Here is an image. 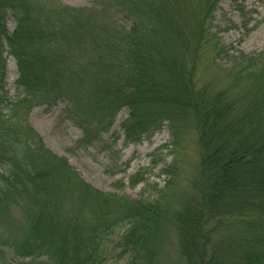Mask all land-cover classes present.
Wrapping results in <instances>:
<instances>
[{
    "label": "trees",
    "instance_id": "trees-1",
    "mask_svg": "<svg viewBox=\"0 0 264 264\" xmlns=\"http://www.w3.org/2000/svg\"><path fill=\"white\" fill-rule=\"evenodd\" d=\"M101 5L0 0L1 242L13 244L19 256L45 257L36 264H105L115 251L127 264H153L170 216L177 264H264L263 53L235 56L222 70L228 88L197 86L202 47L229 55L205 24L211 3L195 24L189 0ZM7 55L23 92L14 99L2 84ZM58 100L83 132L78 144L107 131L124 106L126 140L168 122L173 139L164 147L178 146L191 117L200 151L196 174L188 186L178 184L174 157L162 167L170 180L155 195L133 198L93 187L28 121L32 106ZM140 172L130 176L132 184L145 179ZM17 198L25 201L23 214L9 222L8 206Z\"/></svg>",
    "mask_w": 264,
    "mask_h": 264
},
{
    "label": "rangeland",
    "instance_id": "rangeland-1",
    "mask_svg": "<svg viewBox=\"0 0 264 264\" xmlns=\"http://www.w3.org/2000/svg\"><path fill=\"white\" fill-rule=\"evenodd\" d=\"M60 1L71 6H102V0ZM189 1L187 12H191V7L193 24L211 3V11L207 13L205 24L210 28V32L216 34L217 42L224 45L229 54L216 55L211 45L202 47L196 61L197 86L206 82L209 88L210 84L217 88H228V77L224 76L222 70L231 66L232 61H237L235 56L240 53L264 55V0ZM112 15L119 24L128 26L129 21L122 13L113 10ZM6 27L8 30L14 27V21L9 15L6 17ZM212 53L215 55L212 56ZM190 61L189 56L188 62ZM4 70L2 84L7 91V97L14 99L22 96L21 88L15 84L16 63L10 55L6 56ZM234 92L231 95H234ZM64 107L63 100H58L50 106L46 104L32 106L27 114L28 121L40 134L46 147L65 156L80 176L93 187L102 191H115L133 198H138L142 194L155 195L156 189L170 180V173L163 172L162 167L168 163L174 164V157L179 160L178 163L176 162L179 165L177 168L179 173L176 176L178 184L188 186L189 181L196 174L200 151L191 117L188 119L189 123L185 124L178 146L170 144L169 147H164V144L170 143L173 139L168 122H164L160 129L140 139L126 140L121 124L129 115V108L124 106L117 112L115 120L107 131L102 132L89 143L78 144L83 132L66 117ZM0 170H3L1 166ZM137 170L141 171L145 179L132 184L130 176ZM24 203L23 198L10 201L5 220L16 221L21 217ZM1 241L0 237V264H36V261L45 260L44 256L39 258L19 256L14 251L13 244ZM177 249L175 224L168 216L155 245L153 264L179 263ZM113 254L114 257H110L105 264H127L126 256L119 257L116 255L117 251Z\"/></svg>",
    "mask_w": 264,
    "mask_h": 264
}]
</instances>
